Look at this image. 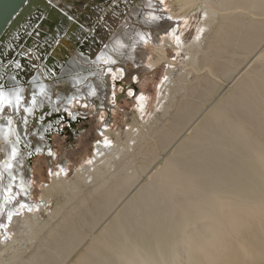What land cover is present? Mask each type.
I'll list each match as a JSON object with an SVG mask.
<instances>
[{
    "label": "bare ground",
    "instance_id": "1",
    "mask_svg": "<svg viewBox=\"0 0 264 264\" xmlns=\"http://www.w3.org/2000/svg\"><path fill=\"white\" fill-rule=\"evenodd\" d=\"M170 1L177 5L171 12L165 0L136 4L98 57L90 61L76 52L56 85L47 79L46 66L23 85L20 55L8 67L0 57V79L11 67L8 87L4 76L0 91L13 101L23 98L19 109L13 104L0 112V224L7 225L0 228V264L264 262V0ZM196 8L204 15L201 34L184 41L181 24ZM19 22L0 37V56L8 50L3 46L16 47ZM26 26L31 33L35 23ZM166 29L171 34L159 40ZM145 39L156 56L144 66ZM169 47L187 53L189 68L172 81V68L166 69L169 78L156 105L162 114L140 121L137 113L123 142L120 130L111 141L105 121L99 134L106 138L95 142L93 157L75 177L66 180L68 159L62 158L60 168H52V183L42 186L41 199L29 201L31 157L53 153L49 134L63 128L58 115L69 112L75 121L84 114L73 110L76 102L106 111L116 97L110 86L116 79L125 94L140 81L136 104L143 114L154 75H140L162 61L173 64ZM161 116L167 118L160 121ZM52 196L59 198L57 207L42 222Z\"/></svg>",
    "mask_w": 264,
    "mask_h": 264
},
{
    "label": "rangeland",
    "instance_id": "2",
    "mask_svg": "<svg viewBox=\"0 0 264 264\" xmlns=\"http://www.w3.org/2000/svg\"><path fill=\"white\" fill-rule=\"evenodd\" d=\"M141 1L142 0H55L54 2H49L51 7L55 5L57 9L51 10L48 8L50 6H47L45 15L42 16V22L44 26L42 25L41 28L43 31L39 32L38 29L34 28L35 30L26 39H23V36L20 35L21 37H19V40H24V42L21 44V47L17 44L16 47L10 49L6 46H3L4 49L6 48L8 50L5 54H3V56H1L2 62H4L6 67H8L10 62H12L19 54L20 65H18L17 70L19 71L20 82L23 83V85L27 86L30 83L29 81H31L32 77L36 76L39 72H42V67L44 66H46L47 70L49 71L47 79H53L51 81L56 85V80L59 78H65L67 76V74L62 75L63 70L66 69V66L70 62L71 58H73L74 55H77V53L89 57V59H91L90 61L95 60L104 47L106 48L108 46L109 41L116 34V31L119 33L122 32L123 29L120 25L128 20L129 16L133 13L132 9L136 7V4H140ZM164 4L168 7H166V9L169 10V12H171L172 7H177V5L173 4L170 0H165ZM201 10V8L192 9V16L187 22L181 24L182 26L180 34L182 35L184 41L194 40L201 34L203 28L202 21L204 18L203 11ZM50 13H52V16H50ZM37 17L38 16L34 15L31 18L37 19ZM60 20H62L64 27H66L64 29V37H60L61 43L68 47L69 50H67L65 47H62V50L60 51L57 47L54 48L55 46H51V49L44 51L38 56L34 51L35 48L39 49L42 46L46 48L48 45H50V43L42 41L47 39L50 40L56 36H61V34L58 33L59 28L56 27V23ZM134 30L137 31L136 29ZM29 33L30 32H27L26 35ZM168 33L171 32L169 29H166L161 35H158V39L162 41ZM37 34L43 37L42 41L40 40V36H37ZM63 39L70 44L66 45L63 42ZM77 42H81V46H84L86 54L81 52L82 49H76L72 46L73 43ZM141 44V48H144L143 50L145 53L143 55L145 66L148 65L151 57L156 56V53L152 49L151 45L153 44L150 40L145 39V41H143ZM263 48L264 46H262L261 49ZM11 50L14 51V53ZM19 51L23 52L20 53ZM62 52L63 54L68 52L71 54V57L65 63L60 57L63 55ZM49 53H51V57ZM169 56L172 60L174 59L173 64L168 61H162L158 68L153 70L151 69L152 71L148 70L146 73L140 75V77L154 75L153 80L150 81V83L146 86V96H148L149 99L146 101V112L143 114L139 112L136 104L137 95L142 94L140 81H133V95H129L125 94L124 89H122L120 85L118 86L119 83L117 82L119 81L116 79L110 82V86L117 85L116 87L113 86L115 88V92L112 93V90L109 88V91H111L110 93L115 94L116 97H110V106L107 107L106 111L101 110L97 112L95 106L93 105L89 107H82L76 102V105L73 106V110L76 111L81 109V113L84 114H78V117L75 121H72V115L69 112H66L64 116L58 115L59 117H63L62 122H60V126L63 128L62 130L54 131L49 134V137L51 138V144L54 146L53 153L51 151L52 149L49 148L52 154L48 150L39 151L33 154L31 157V161H33L31 166L34 173L31 179L34 181L32 183L31 180V185L33 184L31 189L32 192L30 191L29 194H26V198L29 201H39L41 199L42 186L45 184V186H47L52 183V168L58 170L60 168L62 158L68 159V172L66 174V180H71L75 177L76 169L85 164L86 161L88 162L89 158L93 157L95 142L106 138L105 135L99 134L100 127L104 126L106 123L105 121L108 122V128H111L112 130L111 141H116V135L119 134L118 130H120L121 134H119V137L123 142L126 139V134L124 132L129 130V125L133 123L134 117L137 113L140 121H148V119L151 117L154 119V115L159 117L162 114L161 108L159 107L157 109L156 105L160 95V86L161 84L165 83L167 78H169L166 74V69H168V67L172 68L173 72L169 78V80L172 81L173 79L181 76V73H187L189 68L187 62L185 64V61L188 60V55L186 52L180 51L176 53L175 49L169 47ZM9 57L11 58L8 60ZM120 60L121 58L117 59L118 63H122V60ZM183 63L186 66L183 65ZM5 72H9L8 75H10L11 70L7 69ZM189 75L187 76V80L191 79V75ZM7 77H4L5 82H7ZM235 79L236 78L230 79L228 83L226 82L224 84L219 93L221 95H218V98H220L229 89V87L234 83ZM181 92L183 93L184 91ZM111 104L114 105V107H112ZM167 117L161 116L160 121H164ZM134 129V131H136L138 127L135 126ZM23 135H25V133H23ZM58 200L59 198L55 196L50 198V201L46 206L47 209H42L41 211L42 222L50 218L49 214L57 207ZM71 203L72 202H70L68 205ZM65 209H63V211ZM58 218L59 216L53 219L52 223H55ZM47 228L48 227H46L44 231H46ZM24 244H29V241H25ZM260 263L264 264L263 261Z\"/></svg>",
    "mask_w": 264,
    "mask_h": 264
},
{
    "label": "flooded vegetation",
    "instance_id": "3",
    "mask_svg": "<svg viewBox=\"0 0 264 264\" xmlns=\"http://www.w3.org/2000/svg\"><path fill=\"white\" fill-rule=\"evenodd\" d=\"M41 10H40V9ZM43 10V11H42ZM45 11H46V8H43V7H38L37 9H35L32 13H30V16H27V17H24L22 20H21V22H19L17 25H19L20 27H19V29H18V32H19V35H22L23 36V39H26L31 33H29L28 35H26V33H25V31H27V26L26 25H28V26H30V25H33V22L34 23H36V26H35V28L36 29H38L39 30V32L40 31H43V29L41 28V26L43 25L44 26V24H43V22H42V16H43V13H45ZM63 13V12H62ZM34 15H36V16H38L37 17V19H35V18H31V17H33ZM30 17V18H29ZM60 18V17H59ZM30 19V20H29ZM35 19V20H34ZM23 22V23H22ZM31 23V24H30ZM57 25H56V27L57 28H59V32L58 33H60L61 34V36H59V34H58V36L59 37H54V38H51L50 40H45V41H42V36H40L39 34H37V36H40V40L42 41V42H48V43H50V45H48V47H46V48H44L43 46L42 47H40L39 49L38 48H35L34 49V51H35V53L39 56V55H41V53H43L44 51H46V50H48V49H51L52 47L51 46H55L54 48H58L60 51L62 50V47H65L67 50H69V48L68 47H66V46H64L62 43H61V38L62 37H64V35H65V33H64V29L66 28V27H64V23L62 22V20H60V21H58L57 23H56ZM16 25V26H17ZM24 28V29H23ZM21 30H22V32H21ZM35 30V29H34ZM33 30V31H34ZM21 37V36H20ZM61 37V38H60ZM24 42V40H22V41H20L19 39H18V42H17V45H19L20 47H21V44ZM72 46L74 47V48H80V49H82V51L81 52H84L85 54H86V52H85V49H84V46H81V42H77V43H73L72 44ZM12 51V50H11ZM13 53H14V51H12ZM52 52V51H51ZM62 54H63V52H62ZM13 55V54H12ZM11 55V56H12ZM49 55H50V57H51V53H49ZM1 56H3V54H1ZM60 56V55H59ZM61 57V59H62V61L65 63L70 57H71V54L68 52V53H65V54H63L62 56H60ZM11 57H9L8 58V60L10 59ZM14 58H15V56H14ZM1 63H2V61H1ZM6 65V64H5ZM11 76L9 75V78H10ZM8 78V79H9ZM6 85H8V81L6 82Z\"/></svg>",
    "mask_w": 264,
    "mask_h": 264
},
{
    "label": "water",
    "instance_id": "4",
    "mask_svg": "<svg viewBox=\"0 0 264 264\" xmlns=\"http://www.w3.org/2000/svg\"><path fill=\"white\" fill-rule=\"evenodd\" d=\"M48 4L49 0H0V37L28 13L38 7L47 8Z\"/></svg>",
    "mask_w": 264,
    "mask_h": 264
},
{
    "label": "snow or ice",
    "instance_id": "5",
    "mask_svg": "<svg viewBox=\"0 0 264 264\" xmlns=\"http://www.w3.org/2000/svg\"><path fill=\"white\" fill-rule=\"evenodd\" d=\"M161 2L163 3V0H161ZM168 19H171V17H168ZM176 39L177 41H179V36H176ZM129 95H133V92L130 91ZM22 101H23V98L19 96H17L15 101H13L3 91H0V112H3L6 108H8L9 106H12L13 104H15L17 109H19ZM110 143L111 141H106V144H110ZM60 171H64V169H60ZM56 175H59V172H57ZM19 206L21 209L27 208L29 211L32 210L31 207L25 203H20ZM12 217H13V214H9L7 216V220L10 222L12 220ZM6 227H7L6 224H0V228H6Z\"/></svg>",
    "mask_w": 264,
    "mask_h": 264
},
{
    "label": "built area",
    "instance_id": "6",
    "mask_svg": "<svg viewBox=\"0 0 264 264\" xmlns=\"http://www.w3.org/2000/svg\"><path fill=\"white\" fill-rule=\"evenodd\" d=\"M0 45H1V44H0ZM0 57H1V56H0ZM5 61H8V60H5ZM10 69H11V67H10ZM4 76L7 77V76H8V72H4V75L2 76V79H3ZM2 79H0V82L2 81ZM2 82H3V81H2Z\"/></svg>",
    "mask_w": 264,
    "mask_h": 264
}]
</instances>
